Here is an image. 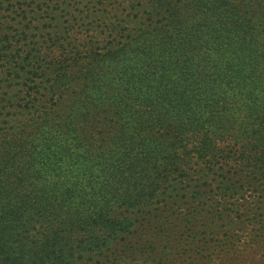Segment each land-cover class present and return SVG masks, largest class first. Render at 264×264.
<instances>
[{
  "label": "trees",
  "instance_id": "16d2710c",
  "mask_svg": "<svg viewBox=\"0 0 264 264\" xmlns=\"http://www.w3.org/2000/svg\"><path fill=\"white\" fill-rule=\"evenodd\" d=\"M75 1L2 0L0 264H107L153 209L178 264L263 257L264 0Z\"/></svg>",
  "mask_w": 264,
  "mask_h": 264
},
{
  "label": "rangeland",
  "instance_id": "374dc122",
  "mask_svg": "<svg viewBox=\"0 0 264 264\" xmlns=\"http://www.w3.org/2000/svg\"><path fill=\"white\" fill-rule=\"evenodd\" d=\"M29 1L30 0H28V2ZM42 1L46 4L41 6L39 5L40 1L35 0V2L31 6L32 8H35L34 12L30 14L31 17L34 18L33 26L30 29L31 34L42 33L41 28L43 27V24H47L49 26L48 29L51 31H60L61 28L57 27L56 25L59 24L60 27H63L66 24L64 20L69 17V14H65V12L67 13V10L71 9L66 8V10L65 7L70 4L77 5L78 7L71 9L73 11V14H76L78 12V9L82 10L85 8L84 4L86 3V1L79 3L75 0H60V3L58 2V0ZM83 17L85 18L84 23H87V11H84ZM10 27L18 28L19 22L13 20L12 13L7 9L6 3L4 4L2 3V0H0V30H5ZM249 193H252V191H247L245 196ZM241 197L242 195H237L236 199L231 200L235 203L231 207L233 209H236V211L231 213L232 217H236L239 211L242 212L245 210V207H243L244 200ZM186 200H189L187 201L188 205L186 201H180V204L182 205L178 207L177 212H174L173 214H175L176 216H184L191 215L192 213L199 215L203 213V215H212L214 217L215 213H213V210L215 209V207H217V203L219 201L220 203L223 202L220 197H217L215 199L211 198L210 194L194 201H191L192 197L191 195H189ZM161 205H165V202L157 203L153 208L160 207ZM192 205V210H189L188 207H192ZM219 207L221 208V206ZM145 214L146 212L139 215L140 220L137 228H134L132 234L128 236V238L124 240L120 246L117 247L119 249V252H117L116 255H122L123 257L117 258L116 255H112L110 260L107 261V264H178L179 257L175 256L173 253H169L167 255L169 247L170 249L171 247H173L174 250L177 247L178 240L176 238L177 236L175 232H173V236L169 241V238L165 236V233L162 231V229L158 227L161 225L160 220L166 215V213L163 210L157 211L153 209L152 225H149L147 222L143 221V217L145 216ZM175 223H177L176 220ZM250 227H253V225H251ZM222 231H228V229H220L221 234ZM221 234L216 238L220 239ZM261 252H263V257H258L257 259L253 257L250 259L244 258V260H242L241 262L238 261V264H264V247ZM213 263L214 262H211L209 258H201L197 260L195 264ZM77 264L80 263L77 262Z\"/></svg>",
  "mask_w": 264,
  "mask_h": 264
}]
</instances>
